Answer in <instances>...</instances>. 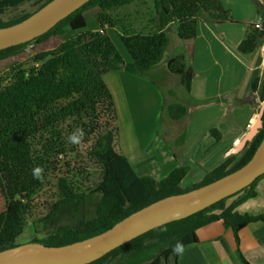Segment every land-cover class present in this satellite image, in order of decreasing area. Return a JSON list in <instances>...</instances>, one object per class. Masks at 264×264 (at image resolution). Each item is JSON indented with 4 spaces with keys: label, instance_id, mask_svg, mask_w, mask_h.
Masks as SVG:
<instances>
[{
    "label": "trees",
    "instance_id": "1",
    "mask_svg": "<svg viewBox=\"0 0 264 264\" xmlns=\"http://www.w3.org/2000/svg\"><path fill=\"white\" fill-rule=\"evenodd\" d=\"M32 0H0V13ZM51 0H35L36 8L15 16L0 28L16 24ZM136 0H90L52 29L32 41L0 50V62L26 56L25 62L11 65L0 72V251L17 246L30 216L35 195L43 189L49 176L55 177L56 198L43 217L32 221L43 237L31 243L64 246L95 236L141 208L168 196L178 195L209 184L245 165L253 156L264 135L262 127L237 154H232L205 173L200 182L182 188L187 166H179L160 180L139 176L118 148V118L112 94L103 81L109 71L124 70L146 76L163 63L168 47L169 26H175L178 39L196 37V26L205 14L214 23L230 22V15L220 0H153L156 16L154 31L129 34L122 31L119 41L129 61L123 60L107 30L116 20L111 12ZM98 9L96 30H86L84 13ZM257 13L261 12L257 8ZM246 34L237 47L240 55L254 53L264 45L262 29L247 25ZM37 49L25 53L32 45ZM165 69L177 75L179 84L189 93L195 76L192 67L184 64L182 55L164 63ZM264 101V65L261 77L250 87ZM255 106V102H254ZM169 120L182 123L187 106L171 102L162 107ZM63 125L72 130L83 129L79 145L65 141ZM73 126V127H71ZM71 134V133H70ZM210 135L218 142L217 130ZM184 134L178 138L183 144ZM83 148V151L81 150ZM85 155L100 169L99 181L92 188H83L75 179L80 173L70 167L74 156ZM70 159V160H69ZM44 169L43 179L33 178L32 170ZM264 178L184 219L157 227L112 250L90 264H179L173 252L177 243L184 249L197 243L196 231L215 221L230 229L236 248L238 233L250 223L263 222V215L240 214L236 208L255 197V187ZM241 264H248L239 255Z\"/></svg>",
    "mask_w": 264,
    "mask_h": 264
},
{
    "label": "crops",
    "instance_id": "2",
    "mask_svg": "<svg viewBox=\"0 0 264 264\" xmlns=\"http://www.w3.org/2000/svg\"><path fill=\"white\" fill-rule=\"evenodd\" d=\"M220 1L231 21L214 23L201 18L196 26V37L185 41L190 43L184 50L185 65L192 67L195 76L188 99L184 101L186 125L179 134L169 127L182 123L170 122L163 131L168 138L157 136L160 125L155 116L159 117L160 100L148 81L124 70L103 75L116 107L119 151L139 176L160 180L175 168L187 166L189 171L181 187L183 183L193 185L200 182L205 173L239 152L233 150L254 119L256 106L254 100H250L253 97L250 87L254 79L262 75L264 57L256 53L240 55L237 47L246 34L247 25L259 15L252 0ZM97 11L96 8L88 10L84 19L87 13L93 16ZM121 54L128 62L126 53ZM172 57L168 55V59ZM165 61L155 70H164ZM192 105L206 108L194 119L189 114ZM211 129L220 134L218 142L210 135ZM181 133L184 134L182 145L178 143ZM141 155L147 160L140 158ZM255 192L254 198L236 208L238 213L264 216V178L257 183ZM196 236L197 243L189 245L179 255L180 264H241L239 255L248 264H264L263 222L250 223L241 229L237 248L232 231L224 228L222 221L198 229Z\"/></svg>",
    "mask_w": 264,
    "mask_h": 264
},
{
    "label": "water",
    "instance_id": "3",
    "mask_svg": "<svg viewBox=\"0 0 264 264\" xmlns=\"http://www.w3.org/2000/svg\"><path fill=\"white\" fill-rule=\"evenodd\" d=\"M90 0H51L26 19L0 28V50L34 40ZM264 18V10L252 0ZM253 98V97H252ZM261 108L239 141L237 153L262 127ZM264 175V135L251 159L236 171L209 184L153 202L90 238L52 247L27 243L0 251V264H90L112 250L162 225L189 217L238 193Z\"/></svg>",
    "mask_w": 264,
    "mask_h": 264
},
{
    "label": "rangeland",
    "instance_id": "4",
    "mask_svg": "<svg viewBox=\"0 0 264 264\" xmlns=\"http://www.w3.org/2000/svg\"><path fill=\"white\" fill-rule=\"evenodd\" d=\"M35 8H36L35 0H32L31 2H25L16 8L7 9L3 13H0V21L6 22L8 20H11L15 16L27 12H32ZM110 14L112 18L116 20L117 25L114 28L107 30V35L110 37L115 47L118 50L120 48L121 53L124 54L126 53L125 50H123V47L119 41V34L122 31H126L129 34L137 33V32H141L142 34H148L154 31L155 29L153 20L156 16V10L154 8L153 0H136L135 2L129 5L120 7L117 10L112 11ZM201 18L206 19L207 16L203 14ZM85 21H86V30H92L98 28L95 15L93 16L90 15V12L89 14L87 13ZM252 21L254 22L255 19H252ZM168 38H169L168 47L166 49V53L164 54L162 61L168 59V55H173V57L178 55H182L184 57L185 55L184 64H186L187 56L184 50H187V48L190 47L189 46L190 43H186L185 41L178 39L175 33V26L172 25L168 29ZM36 49L37 47L33 46V44L29 45L25 49V53L27 54L32 53ZM254 53L262 55L264 57V45ZM25 57L26 56H20L14 59H9L7 61L0 62V72L2 73L6 71L11 65L18 64L20 62H25L26 66H28L29 62L28 60L25 61ZM155 69L150 71L146 76H139V75L136 76L142 77L144 80L148 81L154 87L156 93L159 96V100H160L159 117L155 116L157 118L156 122L160 125V130L158 131L157 136L161 139L166 140L168 137L165 135L166 131L165 133L163 132L164 127L167 123L169 124L172 121L169 120L168 116L164 113L162 107L163 105H167L168 103L171 102L185 104L184 101L188 99V93L185 91L184 87L179 84V79L177 75L170 74L165 69V67L164 70L162 71H158L159 69L158 70ZM250 100H254L256 104L255 105L256 108L254 111V119L253 121L250 122L246 130H248V128L252 125V123H254L255 119L257 118L260 112V109L262 108L264 110V101L259 100L258 92L253 94V98ZM205 108L206 107L204 105H199V106L192 105V107L189 106V114L192 115V117L195 119L202 113V111ZM152 118H154L153 115ZM185 121L187 120L185 119ZM185 125L183 120L182 124L172 125L169 128H172L170 131L174 132L175 130L177 131V134H179V131L183 130ZM62 128L66 142L69 140V137L77 130L76 128L69 130L68 128H66V125H63ZM154 136L155 135H153V137ZM81 150L83 151V148H81ZM143 157H144L143 155L140 156V158L147 160V158H143ZM70 167L80 173L75 177V179L79 181V183L83 186L84 189L87 187L92 188L99 181L100 178L99 167L93 162L88 161L85 158L83 152L82 154L80 153V155L71 158ZM55 180L56 179L54 176H49L43 189L40 190L35 195L32 201L33 209L30 216L28 217L27 226L24 232L22 233V235L17 238L16 240L17 245L27 244L30 243L34 238L40 239L43 237V232L40 230V227H36L35 229V227L32 224V221L38 219L39 217H43L47 213V207L49 203L56 198ZM190 185L191 184L183 183L182 187L186 188ZM3 208H4V203L2 198L0 197V211H2ZM169 264H171V261L169 262Z\"/></svg>",
    "mask_w": 264,
    "mask_h": 264
},
{
    "label": "clouds",
    "instance_id": "5",
    "mask_svg": "<svg viewBox=\"0 0 264 264\" xmlns=\"http://www.w3.org/2000/svg\"><path fill=\"white\" fill-rule=\"evenodd\" d=\"M84 137H85V132L83 131V129L78 128L76 132L69 137V141L74 145H79L84 140ZM43 173H44V169L42 167H36L32 170L33 178L38 181L43 179ZM183 251H184V245L182 243H177V245L173 248V252L177 255H182Z\"/></svg>",
    "mask_w": 264,
    "mask_h": 264
},
{
    "label": "built area",
    "instance_id": "6",
    "mask_svg": "<svg viewBox=\"0 0 264 264\" xmlns=\"http://www.w3.org/2000/svg\"><path fill=\"white\" fill-rule=\"evenodd\" d=\"M258 3L262 6L263 10H264V0H257ZM263 17L259 16L256 21H254L252 23L253 27L255 29L261 30L262 29V24H263Z\"/></svg>",
    "mask_w": 264,
    "mask_h": 264
},
{
    "label": "bare ground",
    "instance_id": "7",
    "mask_svg": "<svg viewBox=\"0 0 264 264\" xmlns=\"http://www.w3.org/2000/svg\"><path fill=\"white\" fill-rule=\"evenodd\" d=\"M129 122H131V121H129ZM132 122H134V121H132Z\"/></svg>",
    "mask_w": 264,
    "mask_h": 264
}]
</instances>
